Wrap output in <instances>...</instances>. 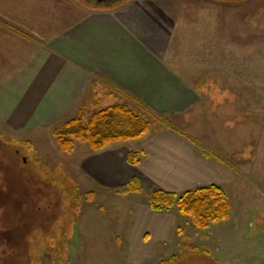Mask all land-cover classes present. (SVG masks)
<instances>
[{"label":"rangeland","instance_id":"rangeland-1","mask_svg":"<svg viewBox=\"0 0 264 264\" xmlns=\"http://www.w3.org/2000/svg\"><path fill=\"white\" fill-rule=\"evenodd\" d=\"M53 1L64 4L57 9H64L70 20L88 8L110 9L126 0L109 7ZM149 1L153 14L165 15L167 45L181 52L167 57L184 66L186 80L199 96L187 112L150 110L149 120L155 126L153 116H161L215 154L211 162L225 167L228 223L240 218L238 235L229 245L264 248V0ZM14 49L0 44V66L9 63L0 77L16 68L19 53ZM111 103L108 98L103 105ZM88 150L87 143L78 142L66 154L51 132L18 136L0 127V264L123 263L113 233L117 213L133 202L83 182L79 163ZM182 218L175 235L183 241L169 248L166 257L178 255L170 264H214L215 249L193 242L194 226ZM250 257L249 264H264V253Z\"/></svg>","mask_w":264,"mask_h":264},{"label":"crops","instance_id":"crops-1","mask_svg":"<svg viewBox=\"0 0 264 264\" xmlns=\"http://www.w3.org/2000/svg\"><path fill=\"white\" fill-rule=\"evenodd\" d=\"M150 3L126 0L110 9L88 8L85 15L69 20L64 9L58 11L64 4L57 1L0 0V44L13 45L19 53L16 68L0 77V127L18 136L51 132L83 102L109 94L113 102L136 100L164 115L187 112L196 105L199 96L186 80L184 66L167 57L181 52L167 45L165 15L153 14ZM8 64L3 63L0 72ZM133 150L144 151L137 166L127 163ZM211 160L203 157L186 133L168 128L151 129L138 140L83 153L79 163L83 182L133 202L117 213L113 233L123 250L122 264L176 261L177 254H166L182 243L175 226L184 218L176 208L151 211L148 197L159 190L180 194L211 184L222 187L225 167ZM133 178L142 191L118 194ZM229 219L205 230L191 228L193 242L215 249L214 264H249L250 256L262 257L263 247L247 251L229 245L238 235L240 218L228 223Z\"/></svg>","mask_w":264,"mask_h":264},{"label":"trees","instance_id":"trees-1","mask_svg":"<svg viewBox=\"0 0 264 264\" xmlns=\"http://www.w3.org/2000/svg\"><path fill=\"white\" fill-rule=\"evenodd\" d=\"M107 97L94 96L92 100L83 102L72 118L51 130V135L61 152L71 153L78 142L87 143L92 152L102 151L110 144L138 140L151 129L159 131L168 128L183 135V132L172 128L159 115L153 116L157 124L152 126L149 120L150 110L140 102L133 100L132 103L113 102L110 105H103ZM134 103L139 109L137 112L134 109ZM188 140L201 150L206 159L215 157L213 152L204 148L196 140L189 136ZM143 155V150L130 151L127 155V163L137 166ZM222 163L225 164V161L223 160ZM141 191V184L133 178L128 184L121 186L117 193H140ZM90 197L91 194H88V199ZM148 203L153 212L176 208L178 214L187 218L186 221L198 230H205L213 223L227 221L231 215V203L226 192L222 187L214 184L189 189L180 194L155 191L149 195Z\"/></svg>","mask_w":264,"mask_h":264},{"label":"water","instance_id":"water-1","mask_svg":"<svg viewBox=\"0 0 264 264\" xmlns=\"http://www.w3.org/2000/svg\"><path fill=\"white\" fill-rule=\"evenodd\" d=\"M93 1L97 6L109 7L113 3L122 2L123 0H85Z\"/></svg>","mask_w":264,"mask_h":264}]
</instances>
